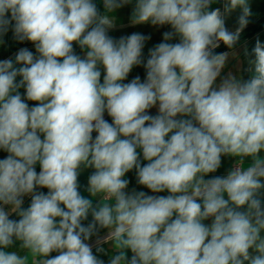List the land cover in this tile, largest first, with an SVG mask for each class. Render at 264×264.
<instances>
[{"label":"clouds","instance_id":"obj_1","mask_svg":"<svg viewBox=\"0 0 264 264\" xmlns=\"http://www.w3.org/2000/svg\"><path fill=\"white\" fill-rule=\"evenodd\" d=\"M102 4L0 0V37L35 47L0 60V264H106L104 244L107 264H264V42L244 48L248 79L215 51L238 45L249 0H135L132 25L171 29L146 60L150 36L109 34L133 0ZM222 157L234 166L206 179ZM132 170L169 195L126 191Z\"/></svg>","mask_w":264,"mask_h":264},{"label":"crops","instance_id":"obj_2","mask_svg":"<svg viewBox=\"0 0 264 264\" xmlns=\"http://www.w3.org/2000/svg\"><path fill=\"white\" fill-rule=\"evenodd\" d=\"M94 2L97 4L100 11L103 13V4L102 0H94ZM250 2V8L252 15L250 16L249 24L245 27L243 32L241 33V37L243 38L238 45L233 50H225L223 52H230L228 61L226 63V66L223 70L222 75H227L228 72H232L236 74L238 77H243V79H248L250 76V73L245 71L248 67L247 60L244 56V48L247 47L249 52L255 45V41L257 37L261 40V42H264V23L263 25L256 31H254V27L261 23V21L264 19V0H249ZM135 0H133V5H126L125 7L116 10L115 15L117 17L116 20V27L113 30H110L109 34L113 36L114 38H119L120 36H126L130 35L133 32H139L146 36H150L151 39L146 41L145 48H144V58L147 59L148 56V50L152 48L155 44L162 42L163 39V33L165 31H170V26H152L150 24H144V25H132L130 22V16L132 12V8L134 6ZM221 4H215L213 7H221ZM10 15V14H9ZM240 15V10L237 9L235 12L231 14L230 17L226 20V26L229 30H235L238 27L237 24V18ZM0 40L3 41V43H0V60L4 59H14L16 53L21 48H28L35 54V47L34 45L29 41L24 42H18L13 35V32L11 30L8 31L6 35L3 37H0ZM171 42H177V41H171ZM222 44V43H221ZM74 51L76 54L80 55L82 58L85 55V52L80 49V47L76 44H74ZM222 53V52H221ZM102 76H101V82L103 79V69L101 68ZM139 75L141 77V81L146 78V70L142 66L134 67L132 72L129 74L127 80L124 81V83L129 82L132 78ZM19 79V78H18ZM219 83V80L217 81ZM20 92L22 96L25 94V89H20ZM29 103V106H34L35 102L26 101ZM149 111V114L156 115L158 114V106L154 107ZM109 123H111V117L107 119ZM97 134L94 132L93 137H95ZM7 153H5L3 150H0V159L5 158ZM264 155V153H262ZM141 161L143 163H147L146 161H143L142 154H141ZM234 159L230 157H222V165L220 169L216 173L209 174V176L205 177L206 179L211 178L212 176L216 175H226L227 172L234 166ZM37 172H39V166L36 167ZM94 171L92 168L83 169L80 176L78 177V181L81 185L80 192L85 197L90 198L89 193L86 191L87 188V182L89 175ZM126 179L130 181L128 189L126 191L131 192L132 189H136L137 191H144L149 195H157V196H167L169 193L167 191L162 193H152L149 189H147L144 186H141L137 183L136 180V172L135 170L130 171L126 174ZM38 191L47 192V189H38ZM99 198H97L98 200ZM97 201H94L96 203ZM30 204V197L24 198V207H28ZM14 219H19L15 215H13ZM91 221V216H89V220L85 221L84 223L87 224ZM211 221H205V224H209ZM106 234V230H101L99 235L103 237ZM96 237H93V240H95ZM103 247L105 248V251L107 254L100 253L98 255L101 256L106 261L110 258V255L112 253L111 245L110 244H104ZM10 251H17L20 255H24V252L20 251L19 249V243L17 242L12 246V248L9 249ZM95 253V248L93 249ZM57 253H52L51 255H56ZM129 255L131 253L129 252Z\"/></svg>","mask_w":264,"mask_h":264},{"label":"trees","instance_id":"obj_3","mask_svg":"<svg viewBox=\"0 0 264 264\" xmlns=\"http://www.w3.org/2000/svg\"><path fill=\"white\" fill-rule=\"evenodd\" d=\"M263 23H264V19L261 21V23H259L258 25H256L255 27H254V31H256V30H258L262 25H263ZM243 38L240 36V41L242 40ZM228 48L226 47V46H224L223 44H221V46L219 47V48H217L215 51L217 52V53H221V52H223V51H225V50H227Z\"/></svg>","mask_w":264,"mask_h":264},{"label":"built area","instance_id":"obj_4","mask_svg":"<svg viewBox=\"0 0 264 264\" xmlns=\"http://www.w3.org/2000/svg\"><path fill=\"white\" fill-rule=\"evenodd\" d=\"M104 118H105L106 120L109 118L107 112H105V114H104Z\"/></svg>","mask_w":264,"mask_h":264}]
</instances>
